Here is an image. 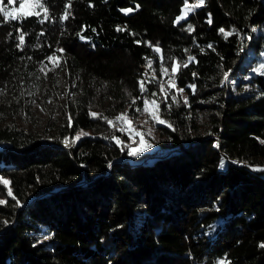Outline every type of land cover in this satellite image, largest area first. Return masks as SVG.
<instances>
[{"label": "trees", "instance_id": "16d2710c", "mask_svg": "<svg viewBox=\"0 0 264 264\" xmlns=\"http://www.w3.org/2000/svg\"><path fill=\"white\" fill-rule=\"evenodd\" d=\"M183 2L72 0L61 20L67 0H46L44 24L39 9V18L0 15V176L22 205L0 184V264H264V171L253 170L264 167V75L254 71L264 63V0H206L176 24ZM53 55L60 67L45 76ZM161 57L169 74L181 62L176 88ZM153 70L142 95L138 79ZM145 98L172 127L150 124ZM121 112L145 134L147 159L128 155Z\"/></svg>", "mask_w": 264, "mask_h": 264}, {"label": "snow or ice", "instance_id": "6c2138e0", "mask_svg": "<svg viewBox=\"0 0 264 264\" xmlns=\"http://www.w3.org/2000/svg\"><path fill=\"white\" fill-rule=\"evenodd\" d=\"M18 3V7H7L4 5V0H0V15H2L3 17V21L4 22H9V21H17L20 20L22 18H27V17H31V16H36V17H40V12L37 11L42 10L43 12V18L42 19H38V22L40 24H44L46 21H48L50 19L49 16V9L46 6V0H7V5L11 6ZM206 3V0H196V2L194 4H190L189 0H184L183 3V7L181 9V15H178L174 21V23L179 24L182 20H185L188 16V14L192 11H194L196 8L202 7L204 6ZM71 4H72V0H67V3L65 4V10L63 15L60 17L61 20H67L70 16V8H71ZM91 6V5H90ZM139 5L136 6L137 10H139ZM123 12H125V14L132 12L133 9L128 8V9H122ZM209 24L212 23V18H211V14H209V18L207 21ZM125 29H121V28H117V31H122ZM187 31H189V33H191L192 31H194V28L191 24L188 25ZM18 32V35L16 37V39L18 40V43L16 45L17 48L23 50V46L25 44V36L26 33H24L21 29H17L16 30ZM253 31H255V29H253ZM220 33H223L225 35V38H227L229 35H231L232 33H228L225 32V29L220 28L219 29ZM12 33H9V36H11ZM44 33L41 32L39 33V36H43ZM83 38V37H82ZM137 43H139V41H137ZM151 46V45H149ZM209 48L212 47V45L208 46ZM59 52H63V49H58ZM154 51H156L157 53H160L161 49L160 47L157 45L154 48ZM187 51V50H186ZM201 51H203V49H201ZM28 59H31V57H28ZM47 59L52 62L53 67L47 69V71H45L46 66L41 67L39 69L40 72L44 73L45 76H47L48 72H52L55 71L56 68L60 67V63L58 62L59 58L55 55L53 56H49L47 57ZM147 64H146V68H151L152 67V63L153 61L150 59H147ZM223 59V58H221ZM196 60V57L189 55L187 57V60L182 62L183 63V67H188V65L192 62H194ZM181 62L179 61H174L170 72L171 74H169V68L164 67L163 65V57H161V66H160V74L162 76H168V89H172V88H176V73L178 72V65ZM264 63L260 64V66L256 69H254V71H256L258 74L264 75ZM145 79H142L140 81H138L139 84V89H140V93L143 95V93L148 91V88L146 87L147 83H151L153 80H156V75H155V70H153V74L151 77H149V74L147 71H145V73L143 74ZM193 77L197 76V73L193 72L192 73ZM225 80L228 79V74L225 73L224 76ZM75 86V85H73ZM189 87L192 89L193 93H195L196 91V86L193 85H189ZM159 92L163 94V100L162 102L168 105L169 110L171 109V104L168 103V97H169V92L168 90L165 89V85L163 81H159ZM184 89L183 88H178L176 89V93L178 94H183ZM174 93L171 95V103H175L178 105V101H177V94ZM0 94H2V90H0ZM158 95L157 92H152L151 96L152 97H156ZM183 102L185 105H188V98L185 96L183 98ZM49 103H51V101H49ZM132 104H136V99L132 100ZM143 111L145 113H147L151 119L152 122H154L155 124H162V125H166L167 127H172L171 124H169L166 120L161 118V113H160V103L157 101V99H144L143 100ZM43 111V109H41ZM136 111H141V109L137 108ZM90 115L93 118H98L101 114H98L96 112H91ZM103 119L106 120V122L109 124V126H115V122L111 119H108L107 117H103ZM115 121L120 122L122 125H127V133L129 135V139H133L134 137H139V147L133 148L131 145H127L128 147V155L129 156H136L139 155L141 152H143L144 150H146L147 147H151L150 144L147 143V141L144 139V133L137 130L135 127H133L132 125V121L128 116L127 112H121L118 116L115 117ZM148 121H145V123H147ZM68 126L71 127L72 126V115L69 113L68 114ZM120 131H125V128L121 127L119 129ZM151 133V129H149V134ZM88 135V133L86 132H79L75 138L71 141V143H75L76 141H78L82 136H86ZM113 139L115 140L117 145H121L123 144V141H121L119 138L113 137ZM64 144L65 146H69L70 142L68 140V138L64 139ZM134 143H136L135 140H133ZM260 143L264 144V140H261ZM221 167H223V161L221 162ZM109 167H111V165H109ZM254 171H264V168L261 167H255L253 168ZM10 181L6 178H4L3 176H0V184L4 185V187L7 189V196L11 197L12 200L16 201V205L17 207L22 206L20 201L16 198V196L13 194L12 189L10 187ZM7 200L6 199H0V205H6ZM3 223L5 225H7L8 221L5 220L3 221ZM44 239H50V237L45 236ZM261 248H264V243H261L259 245ZM218 264H226L225 260H220L218 262Z\"/></svg>", "mask_w": 264, "mask_h": 264}, {"label": "rangeland", "instance_id": "374dc122", "mask_svg": "<svg viewBox=\"0 0 264 264\" xmlns=\"http://www.w3.org/2000/svg\"><path fill=\"white\" fill-rule=\"evenodd\" d=\"M195 2H196V0H189V3H190V4H194ZM183 3H184V2H183ZM18 6H19L18 3L12 5V7H18ZM182 7H183V4H182V6H181V9H182ZM181 9H180L179 13L176 15V17H177L178 15H181ZM175 19H176V18H175ZM138 80L140 81V80H142V78H139ZM145 99H148V98H145ZM148 118H149V120H150V122H151L150 124H151V125H154L155 123L151 121V119H150L149 116H148ZM161 118H162V117H161ZM133 127H135L137 130L140 131V129L137 128L135 125H134ZM123 128H125V131L127 132V130H126V129H127V125H126V126H123ZM144 139H145V138H144ZM133 140H135L136 143H134ZM145 140H146V139H145ZM129 141H130V144H131V146H132L133 148L139 147V144H138L139 137H134L133 139H130ZM147 143H148V142H147ZM150 151H151V148H150V147H147L146 150H144L143 152L140 153V154L144 153V157H143V159H147V158L149 157V154H147V153H149ZM130 157H133V158H134V156H130ZM254 167H261V166H259V165H254ZM261 168H264V167H261ZM0 199H5V197H2V196L0 195ZM218 262H219V261H218ZM218 262L215 263V264H218ZM226 264H227V263H226Z\"/></svg>", "mask_w": 264, "mask_h": 264}]
</instances>
